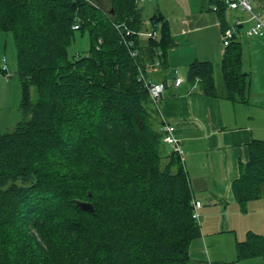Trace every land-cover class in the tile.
<instances>
[{"label": "trees", "instance_id": "obj_1", "mask_svg": "<svg viewBox=\"0 0 264 264\" xmlns=\"http://www.w3.org/2000/svg\"><path fill=\"white\" fill-rule=\"evenodd\" d=\"M108 2L104 10L91 0H0L21 113L0 131V264H192L189 246L200 235L193 193L162 141L158 107L136 81L138 68L146 75L156 59L163 66L168 24L152 16L158 40L140 47L135 34L131 57L114 24L138 32L140 11L135 0ZM208 2L226 29V7ZM75 32L86 33L89 46L70 56ZM220 70L222 94L210 62L189 63L186 80L203 95L245 102L238 41L225 47ZM263 189L264 141L251 140L231 191L243 211ZM235 253L236 261L264 260V235L247 232Z\"/></svg>", "mask_w": 264, "mask_h": 264}, {"label": "crops", "instance_id": "obj_2", "mask_svg": "<svg viewBox=\"0 0 264 264\" xmlns=\"http://www.w3.org/2000/svg\"><path fill=\"white\" fill-rule=\"evenodd\" d=\"M247 1L264 22V0ZM144 2V8L150 14L147 18L149 27V19L161 15L168 24L172 40L163 66L151 72L147 70L145 76L165 86L157 105L160 120L157 128L161 127L162 120L174 127L183 150L182 165L194 201L201 204L197 209L200 235L190 243V261L192 264L235 263V244L241 242L244 232L264 235V202L260 203L264 201L261 200L264 189L259 202L257 199V204L250 208L248 202L243 211L231 191L232 182L239 176L240 165L248 161V144L251 140L264 141V34L247 38L245 28L242 29L244 25L238 27L236 41L241 44V71L248 82L246 101L233 102L223 96H206L199 91L197 84L187 82L186 72L193 61L210 62L214 84L222 94V83H216L214 77L215 70L221 71L220 62L225 49L221 45L222 26L217 12L211 8L208 0ZM235 12L225 11L228 27L236 20L241 21ZM139 37V46L143 47L147 39L140 42ZM2 66L6 69L0 73V78L7 81L12 77L3 78L9 73L7 62L5 65L4 61ZM2 66L0 64V69ZM174 70L177 71L176 76ZM175 77L182 79L178 86L172 85ZM242 212L262 216L239 235L231 218L241 217ZM224 233H228L226 237L229 240L224 239ZM229 234H233L232 238ZM243 262L264 264L262 258Z\"/></svg>", "mask_w": 264, "mask_h": 264}, {"label": "rangeland", "instance_id": "obj_3", "mask_svg": "<svg viewBox=\"0 0 264 264\" xmlns=\"http://www.w3.org/2000/svg\"><path fill=\"white\" fill-rule=\"evenodd\" d=\"M93 3L97 4L99 7H101L104 10L109 9V2L108 0H91ZM145 4L146 2H139L137 4L140 12H141V18L143 21L142 29L140 30L141 32H145V30L150 29L151 26L149 27L148 24V16L150 15L146 10H145ZM229 10V9H227ZM235 13L239 14L240 20L243 21L244 28H246L247 24V18L248 14L239 10H235ZM158 27V24L155 28ZM146 38L144 36H140L139 40L140 42H144ZM89 46V40L88 37L85 34L80 35V33L75 32L74 34V39L72 40L71 44L68 46L67 51L70 56L74 55L76 52L80 51H85ZM5 61L8 64V70L9 73L3 78H6V76H12L10 79L5 81L4 79L0 78V131L1 132H6L9 131L13 128V126L20 121L21 119V113L18 108L19 100H20V86L19 82L17 80V76L15 73L16 70V62H15V51H14V45H13V39L12 35L9 32H1L0 31V64L1 66L3 65ZM215 82L219 83L221 85V72L219 69L215 70ZM260 199H258L259 202ZM264 200V194H263V199ZM257 200L254 201H249V208L254 207L257 203ZM264 201H261L262 203ZM260 216L258 213H248L245 214L242 212L241 217L239 218H231V222L235 225V231L237 234L240 235L247 226H251L252 222H255ZM226 234L224 233L223 237L226 240H229V237H226ZM233 234H229L228 236L231 237ZM246 233L244 232V238L245 239ZM219 237V238H223ZM232 238V237H231ZM240 240V241H242ZM227 242L224 240V244ZM233 256H236L235 254V249H234V254ZM259 260V259H258ZM244 261V260H243ZM243 261H236L235 263L231 264H247L244 263ZM243 262V263H242ZM230 264V263H229Z\"/></svg>", "mask_w": 264, "mask_h": 264}, {"label": "built area", "instance_id": "obj_4", "mask_svg": "<svg viewBox=\"0 0 264 264\" xmlns=\"http://www.w3.org/2000/svg\"><path fill=\"white\" fill-rule=\"evenodd\" d=\"M144 0H135L136 5L139 2H143ZM226 9L229 10H240L248 14L247 22L249 24L244 29V35L247 38L257 37L264 34V22L260 18L259 14L255 12L251 6L249 5L247 0H220ZM213 10H216L215 6L212 7ZM244 25L243 22L236 20L232 26L227 27L226 29L222 30L221 32V45L225 48L227 47L230 42L236 40L238 36V27H242ZM74 30L77 29V26L74 25L72 27ZM114 28L121 32L123 37L122 44L127 48L128 53L131 57H135L137 55V50L135 49V43L131 38L136 34L137 37L144 36L146 39L158 40V32L154 28H150L145 30V32H134L127 28L124 24H114ZM161 55V52L158 51V56ZM154 68L160 67L159 59H156L154 64ZM6 67L2 66V70L5 71ZM174 75L176 76L177 71H173ZM136 81L141 82L143 86L147 89L150 99L152 102L157 106L160 99L163 96L165 91V86L163 83H154L150 79H148L141 68H138V74L136 76ZM182 82V79L179 77H175L172 85L178 86ZM161 132L163 133L162 141L163 143L169 148L170 151L178 155L180 158L181 163L184 161L183 157V150L181 148V144L179 139L175 135V129L172 125L167 124L162 120V124L160 127ZM201 206L200 202L193 201V211H192V218L199 224L198 221V213L197 209Z\"/></svg>", "mask_w": 264, "mask_h": 264}, {"label": "water", "instance_id": "obj_5", "mask_svg": "<svg viewBox=\"0 0 264 264\" xmlns=\"http://www.w3.org/2000/svg\"><path fill=\"white\" fill-rule=\"evenodd\" d=\"M77 205L82 210L93 212V207H92V204L91 203H88V202H78Z\"/></svg>", "mask_w": 264, "mask_h": 264}, {"label": "bare ground", "instance_id": "obj_6", "mask_svg": "<svg viewBox=\"0 0 264 264\" xmlns=\"http://www.w3.org/2000/svg\"><path fill=\"white\" fill-rule=\"evenodd\" d=\"M133 31V30H132Z\"/></svg>", "mask_w": 264, "mask_h": 264}]
</instances>
